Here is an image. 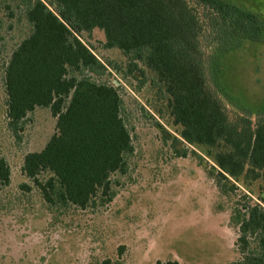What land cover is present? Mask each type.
Masks as SVG:
<instances>
[{"label":"rangeland","instance_id":"obj_1","mask_svg":"<svg viewBox=\"0 0 264 264\" xmlns=\"http://www.w3.org/2000/svg\"><path fill=\"white\" fill-rule=\"evenodd\" d=\"M227 1L254 13L263 34L258 42L221 53L218 62L205 54V66L229 119L242 117L252 128L264 108V0ZM50 23L56 41L75 37L108 68L102 75H84L117 89L133 153L126 157L125 172L111 175L110 201L99 194L85 209L48 206L22 166L25 155L40 152L56 134L57 119L49 108L38 107L19 124H10L6 116L4 66L31 26L20 0L0 1V157L10 168L9 184L0 185V264L239 260V229L231 217L236 209L245 213L249 205L264 208V169L256 178L245 171L220 193L213 149L182 141V127L174 121L155 74L142 63L130 74L127 57L106 49L99 29L72 34L60 20ZM48 177L42 173L39 180Z\"/></svg>","mask_w":264,"mask_h":264},{"label":"trees","instance_id":"obj_2","mask_svg":"<svg viewBox=\"0 0 264 264\" xmlns=\"http://www.w3.org/2000/svg\"><path fill=\"white\" fill-rule=\"evenodd\" d=\"M20 1L31 32L4 66L6 116L19 124L38 107L49 108L57 119L56 134L40 152L25 155L22 166L49 207L85 209L99 194L110 201L111 175L123 174L133 153L117 89L84 75H102L108 68L75 37L56 41L53 19L72 34L101 30L104 47L127 57L130 74L138 63L155 74L182 127V141L213 149L220 193L245 171L256 178L264 169V108L252 128L242 117L229 119L205 66V54L218 62L221 53L260 40L263 24L254 13L227 0ZM42 173L49 174L43 182ZM9 182L10 168L0 157V185ZM245 210L231 217L239 229L240 259L226 264H264V208L253 204Z\"/></svg>","mask_w":264,"mask_h":264}]
</instances>
